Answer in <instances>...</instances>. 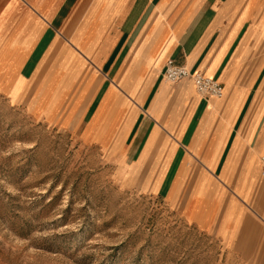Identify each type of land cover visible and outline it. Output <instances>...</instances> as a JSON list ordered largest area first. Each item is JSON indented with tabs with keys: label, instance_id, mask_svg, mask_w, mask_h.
<instances>
[{
	"label": "crops",
	"instance_id": "obj_1",
	"mask_svg": "<svg viewBox=\"0 0 264 264\" xmlns=\"http://www.w3.org/2000/svg\"><path fill=\"white\" fill-rule=\"evenodd\" d=\"M264 0H0V94L120 154L125 183L264 264ZM168 60L217 80L168 83ZM100 120H97V116Z\"/></svg>",
	"mask_w": 264,
	"mask_h": 264
},
{
	"label": "rangeland",
	"instance_id": "obj_2",
	"mask_svg": "<svg viewBox=\"0 0 264 264\" xmlns=\"http://www.w3.org/2000/svg\"><path fill=\"white\" fill-rule=\"evenodd\" d=\"M82 127L49 126L0 94V264H250L125 183L120 154Z\"/></svg>",
	"mask_w": 264,
	"mask_h": 264
},
{
	"label": "built area",
	"instance_id": "obj_3",
	"mask_svg": "<svg viewBox=\"0 0 264 264\" xmlns=\"http://www.w3.org/2000/svg\"><path fill=\"white\" fill-rule=\"evenodd\" d=\"M163 79L168 83L191 80L198 95L205 99H220L223 96L222 85L203 73L191 72L184 66L168 60L163 70ZM260 175L264 179V156L260 158Z\"/></svg>",
	"mask_w": 264,
	"mask_h": 264
}]
</instances>
